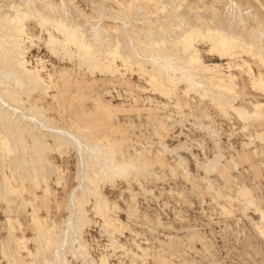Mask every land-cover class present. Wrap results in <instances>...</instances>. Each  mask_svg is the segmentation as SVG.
<instances>
[{
	"label": "rangeland",
	"instance_id": "rangeland-1",
	"mask_svg": "<svg viewBox=\"0 0 264 264\" xmlns=\"http://www.w3.org/2000/svg\"><path fill=\"white\" fill-rule=\"evenodd\" d=\"M172 1H0V67H4L0 69L1 78L11 64L5 50L12 43L5 31L9 25L4 22L3 13L11 10L8 5L12 2L23 7L33 4L36 10L40 7L39 11H45L42 14L54 18H59L61 12V17L71 13L89 43L99 50L98 60L93 55L82 56L72 44L50 43L48 30H53L50 25L53 21L42 24L43 15L36 14L25 21L29 37L23 38L22 45L27 51L23 55L25 67L39 75L48 90L28 91L27 97L28 88L20 86L19 90L26 91L18 90L24 101L22 114L7 98L0 106L1 124H6V130L14 131L16 137L14 152L0 159V190L4 176L13 187H9L7 197L2 196L5 199L0 197V264L15 263L13 256L8 258L4 254L6 250L13 255L14 244L19 251L18 264H264V106L259 114L253 115V104L264 103V87L255 85L260 76L264 79V0ZM65 4L73 9L68 10ZM11 12L14 14L13 9ZM195 24L202 29L230 27L229 32L233 30L232 34L240 36L235 41L238 48L225 56L212 53L208 40L198 38L194 45L205 66L219 65L222 73L233 79L235 90L225 96L234 106L246 108L251 116L241 118L235 111L223 110L216 101L221 94L217 87H205L208 91L201 88L209 73L191 69L201 78L193 79L185 74L188 67L180 68L186 59L180 53V45L176 46L171 38ZM52 32L63 39L57 31ZM151 39L159 40L164 47L159 44L150 50ZM115 43L121 57L116 53L105 66L102 62L107 58L105 51L114 49ZM169 46L178 54L169 52ZM156 49L159 54L153 52ZM228 54L235 55L228 57ZM169 67L175 70L173 76L184 77L179 79L182 82L175 83V88L166 80V88L156 86L151 75L165 72L166 77ZM25 76L28 74L24 73ZM1 78L0 86L4 87L10 77ZM186 80L188 84L184 83ZM193 83L200 87L191 86ZM213 97L214 101L210 99ZM42 133L44 143L49 144L46 150L36 143L39 136L42 139ZM58 133L68 134L65 138L71 139L72 146L68 140L65 144L57 142ZM97 142H102L105 148L108 144L114 146L119 152L114 154L118 163L135 165L128 170L126 164L122 165L121 177L129 173L127 180L118 177L114 183L99 182L101 169L93 164L97 165L101 159L102 167L109 166L102 155L94 153L93 149L100 146ZM81 144L84 148L78 147ZM34 145L40 147L33 148ZM37 154L44 162L37 160L40 157ZM141 162L149 168H143ZM84 167L95 180L92 172L100 171L98 183L89 181ZM79 173H83L81 178ZM33 176L40 181L39 178L31 181ZM102 196L107 198L109 208L98 214L95 205L104 201ZM80 198L85 201L79 202ZM80 206L84 209H79ZM77 207L85 214L76 211ZM79 217H83L82 222ZM113 219L122 224H114ZM71 220L79 222L78 225Z\"/></svg>",
	"mask_w": 264,
	"mask_h": 264
},
{
	"label": "bare ground",
	"instance_id": "bare-ground-1",
	"mask_svg": "<svg viewBox=\"0 0 264 264\" xmlns=\"http://www.w3.org/2000/svg\"><path fill=\"white\" fill-rule=\"evenodd\" d=\"M1 1V0H0ZM36 1V0H35ZM160 1V0H159ZM166 2V1H165ZM169 2V1H168ZM168 2H167V4H168ZM170 2H171V0H170ZM173 2V1H172ZM174 2H175V0H174ZM173 2V3H174ZM177 2V1H176ZM175 2V3H176ZM186 2V1H185ZM35 3V2H34ZM41 3V2H40ZM44 3V2H43ZM157 3V2H156ZM172 3V4H173ZM181 3V2H180ZM179 3V4H180ZM24 4H27V3H24ZM63 4V3H62ZM73 4V3H72ZM142 4V3H141ZM5 5V4H4ZM38 5V4H37ZM36 5V6H37ZM160 5V4H159ZM158 5V6H159ZM24 6H26V5H24ZM34 5L32 4V5H29V4H27V6L26 7H23V5L22 4H18L17 5V3H10L9 5H8V7H9V9H13V13L14 14H12V12H11V14L9 13V12H7L6 14H4L3 13V19H4V22L5 23H7L8 25H9V28H7V29H9L8 31L5 29V31H6V34L8 35L7 37H8V39L11 41V43L9 42V44H11V45H8V46H11V47H9V49H6L5 51V53H7L8 54V56L10 57L9 59L10 60H6L7 62H11V64H10V62H9V66L11 67V70H10V67H8V65H7V67L9 68V71H11L10 72V74L8 73L9 71H8V68H7V71L8 72H5L6 71V69L3 71V72H5V73H8L9 75L8 76H4L5 75V73L3 74V76H2V78L1 79H3L4 77H10V80L8 79V83L6 82V84H4V87L3 86H0L1 88H0V106L1 105H3V102H2V100H5L6 101V98H7V100L9 99L10 100V102L12 103V105H13V107H15L16 106V109H18L19 110V112H18V110H16L15 108V110L18 112V113H20V114H22L23 112H22V109H21V107L22 106H24V101L20 98V96H19V94L20 95H22L21 93H23V91L24 92H30V91H36V90H42V89H45L46 88V86H45V82L42 80V78L39 76V75H35V74H33V73H31L30 71H28V69L25 67V61H24V59H25V56L23 57V55L25 54L24 53V51H26V50H23L22 49V45H23V43H24V40H23V38L24 37H28V33H27V31H26V24H25V21H26V19L27 18H29V17H31V16H33V15H36V14H39L40 16H42V24H46V22L48 21V22H50V21H55L56 23H57V26H53V25H56V23H53V22H51V24L50 25H52V29L53 30H55V31H57V33L58 34H60L62 37H63V39L62 40H60L59 38H57L54 34H53V30H48V34H50L49 36V38H50V43L52 42V43H54L55 41H59V42H64L65 44L67 43H69V44H72V45H74L75 46V49H76V51H78V53H81L82 52V56H86V57H90V56H96L97 57V59H98V51H96V49L94 48V44H90L89 43V41L87 40V38H86V36H85V33L83 32V28H81L80 26H81V24H80V26H79V24H77V22H78V20H77V22H75L74 20L75 19H73L74 17H70V14L71 13H69V11H67L68 13H69V15L68 14H66V12H65V14L67 15V16H64V17H61L62 16V10H60V12H61V16L58 18V17H56V18H54V17H52V16H50L48 13H44V14H42V12H45L44 10L42 11H39V8L40 7H38L37 8V10L33 7ZM62 6V5H61ZM65 6L67 7V4H65ZM64 5L62 6V7H65ZM146 6V5H145ZM168 6V5H167ZM171 6V5H170ZM174 6V5H173ZM1 7V6H0ZM32 7L35 9H32ZM44 7V6H43ZM143 7V6H142ZM154 7V6H153ZM161 7V9H164L165 7H163V6H160ZM178 7V6H177ZM5 8V7H4ZM68 8V7H67ZM41 9V8H40ZM70 9H73V8H70ZM69 8H68V10H70ZM8 10V9H7ZM4 11V10H3ZM63 11H65L64 9H63ZM75 11V10H74ZM77 11V10H76ZM167 11V10H166ZM41 12V13H40ZM73 12V11H72ZM164 12V11H163ZM177 12H179V11H177ZM176 12V13H177ZM74 13V12H73ZM72 13V14H73ZM64 14V13H63ZM64 14V15H65ZM157 14V13H156ZM165 14H166V12H165ZM0 16H2V14L0 15ZM74 16H75V13H74ZM173 16V15H172ZM36 17V16H35ZM76 19H77V16H76ZM78 19H79V17H78ZM179 19V18H178ZM184 20V19H183ZM173 22V21H172ZM53 23V24H52ZM80 23V22H79ZM166 23V22H165ZM83 25V24H82ZM162 26V25H161ZM160 26V27H161ZM164 26V25H163ZM162 26V27H163ZM180 26V25H179ZM186 26V25H185ZM192 26V25H191ZM43 27V26H42ZM165 27V26H164ZM163 27V28H164ZM172 27V26H171ZM211 27V26H210ZM210 27H208L207 26V28L205 27V29H202L201 28V26L199 27V25L197 26L196 24L195 25H193L190 29L188 28V31H186V32H181L180 34H176V36H172V38H171V41L172 40H175L176 42V46L178 45H180L179 47H181L180 49H181V55L183 56V57H185V59H186V61H184V62H182L184 65L182 66V67H180L181 69H186L187 67L189 68L188 70H185V74L186 75H191L192 77H193V79H197V78H199L197 75V73H196V71L198 70H200V71H202V73H209V75H208V79L206 80V83L204 84V85H202V87L201 88H205V87H217L219 90H220V92H221V94H219L218 95V97H216L215 99H216V101L218 102V104L220 105V106H222L221 108L223 109V110H227V109H229V110H232V111H235V113H237L239 116H241V118H243V117H246V116H248V115H250V113L248 112V110L246 109V108H244V107H236V106H234L233 104H232V102L231 101H229V98H227L226 96H225V93H228L229 95L232 93V92H234V90H235V85H234V83H233V79L231 78V77H229L227 74L226 75H224L223 73H222V71L220 70V66L219 65H214V66H205L203 63H202V61H201V58H200V55H199V50H197L196 49V46L194 45L195 43H197L196 41L198 40V38H202L203 40L205 39V40H208V41H210L211 42V44H212V49H210V50H212L213 52L212 53H214V52H218V53H220V55H223L224 54V56H225V54L226 53H230V52H228V51H230L231 49L233 50V48L235 47H237L238 48V46H235V41H236V38H239L238 36H236L235 34H232L233 33V30H232V32H229L228 30H229V28L228 27H215L214 26V28H210ZM5 28V27H4ZM4 28H2V29H4ZM216 28V29H215ZM1 29V30H2ZM81 30H82V32L83 33H81ZM4 31V32H5ZM173 31V30H172ZM178 31V30H177ZM231 31V30H230ZM236 32H237V30H236ZM235 32V30H234V33H236ZM5 34V35H6ZM236 34H238V32L236 33ZM243 35V34H242ZM55 36V37H54ZM149 36V35H148ZM29 38V37H28ZM150 38H151V36H150ZM153 39H151V41H152ZM241 40V39H240ZM200 41V40H199ZM237 41H238V39H237ZM150 42V41H149ZM203 42V41H202ZM207 42V41H206ZM245 42H247V41H245ZM180 43V44H179ZM199 43V42H198ZM238 43V42H237ZM59 44V43H58ZM57 44V45H58ZM160 44V42H159V40H157V39H154L153 40V42H151V46L152 47H150V48H152V49H150V50H153L154 49V46L156 47V48H158L157 46ZM169 44V43H168ZM168 44H167V46H168ZM171 44V43H170ZM247 44V43H246ZM110 45V44H109ZM112 45V44H111ZM149 45H150V43H149ZM148 45V46H149ZM164 44L162 43V46H161V44H160V47L161 48H163L164 46H163ZM173 47H174V45H173V42H172V44H171ZM170 45V46H171ZM115 48L113 49H109V48H106V49H109V50H107V51H105V53H106V55H107V60L105 61L104 59V61H102V60H100V61H102L104 64H105V62H106V64L108 65L109 63H111L112 62V59L114 58V57H116L115 55H116V53L118 52V50H119V48H118V46L119 45H116V43H115V45H113ZM169 46V47H170ZM241 46V45H240ZM239 46V47H240ZM255 46V45H254ZM110 47V46H109ZM112 47V46H111ZM172 47V48H173ZM247 47H248V45H247ZM249 47H250V43H249ZM252 47V46H251ZM2 48V47H1ZM74 48V47H73ZM166 48V47H165ZM164 48V50L165 51H168V50H166V49H168V48H166L165 49ZM171 48V47H170ZM171 48V50L169 51V52H172L174 49H172ZM243 48V47H242ZM258 48V47H257ZM179 49V50H180ZM244 49V48H243ZM250 49V48H249ZM158 49H156V51L154 50L153 52H155V53H157V54H159V52L157 51ZM163 50V49H162ZM209 50V51H210ZM242 50V49H241ZM2 51V50H1ZM234 51V50H233ZM249 51V50H248ZM251 51V50H250ZM249 51V52H250ZM253 51H254V49H253ZM253 51H251L250 53H252ZM262 51V50H261ZM27 52V51H26ZM178 52V51H177ZM176 52V53H177ZM232 52V51H231ZM243 52H245V51H243ZM124 53V52H123ZM173 53L174 54H176L174 51H173ZM179 53V54H180ZM209 53H211V51L209 52ZM4 54V53H3ZM84 54V55H83ZM118 54V56H120L119 54H121L120 52L119 53H117ZM128 54V53H127ZM178 54V53H177ZM176 54V55H177ZM256 53L254 52V55H255ZM258 54V53H257ZM259 54H260V52H259ZM262 54V53H261ZM80 55V56H81ZM100 55H102V54H100ZM123 55V54H122ZM230 55H232V54H228V57L230 56ZM233 55H235V54H233ZM232 55V56H233ZM252 55V54H251ZM254 55H253V57H254ZM3 56H5V55H3ZM81 56V57H82ZM182 56H181V58H182ZM259 56V55H258ZM95 57V58H96ZM101 57V56H100ZM99 57V58H100ZM121 57V56H120ZM180 57V56H179ZM257 57V56H256ZM259 57H261V56H259ZM264 57V56H263ZM6 58V57H5ZM8 58V57H7ZM85 58V57H84ZM91 58V57H90ZM123 58V57H122ZM122 58H120V60H122ZM221 58V57H220ZM222 58H223V56H222ZM232 58H234V57H232ZM126 59V58H125ZM133 59V58H132ZM177 59V58H176ZM84 60H86V59H84ZM99 60V59H98ZM115 60H116V58H115ZM127 60V59H126ZM134 60V59H133ZM137 60V59H136ZM135 60V61H136ZM128 61V60H127ZM183 61V60H182ZM4 62V61H3ZM129 62V61H128ZM132 62V60L130 61V63ZM124 63V62H123ZM133 63V62H132ZM6 64V63H5ZM4 64V65H5ZM88 64V63H87ZM106 64H105V66H106ZM114 64V63H113ZM135 64V63H134ZM143 64V63H142ZM98 65V64H97ZM96 65V66H97ZM144 65H146V64H144ZM179 65V64H178ZM6 66V65H5ZM93 66V65H92ZM101 66V65H100ZM116 66V65H115ZM136 66V65H135ZM164 66V65H163ZM175 66V65H174ZM177 66V65H176ZM2 68H4L3 66H1ZM0 67V69H2ZM98 67V66H97ZM104 67V66H103ZM111 67V66H110ZM109 67V68H110ZM139 67V66H138ZM147 67V66H146ZM166 67V66H165ZM246 67V66H245ZM105 68V67H104ZM144 68V67H143ZM170 68V67H169ZM240 68H242V67H240ZM148 69V68H147ZM170 69H172V68H170ZM168 70V71H166V77L164 76V73L162 74V73H159V72H157V74L156 73H152L153 75H151L152 76V80H153V82H154V84L157 86V85H159V87H165L166 88V86H165V81L164 80H166V82L167 83H172L173 84V86H171L172 88L174 87L175 88V86H174V84L175 85H177V82L178 81H180L179 79L181 78V79H183L184 77H182V76H180V78L179 77H175V75L173 76V72H175V70ZM175 69V68H174ZM191 69H193V70H196V71H191ZM249 69V68H248ZM250 69H251V67H250ZM106 70V69H105ZM107 70H108V68H107ZM159 70V69H158ZM177 70V69H176ZM149 71V70H148ZM146 72V71H145ZM252 72V71H251ZM1 73V72H0ZM28 74V77H26L25 76V78L23 77V74ZM206 73V74H207ZM253 73V72H252ZM95 74V73H94ZM143 74V73H142ZM248 74V73H247ZM255 74V73H254ZM146 75V74H145ZM165 78H164V77ZM250 76V75H249ZM252 76V75H251ZM148 77H150V75L148 76ZM254 77V76H253ZM234 78V77H233ZM250 79V78H249ZM3 80H6L5 78L3 79ZM188 80V79H187ZM187 80L184 82V83H187ZM199 80H201V78H199ZM1 81V80H0ZM189 81V80H188ZM4 83H5V81H3ZM180 82H182V80L180 81ZM179 82V83H180ZM189 82H191V81H189ZM193 82V81H192ZM191 82V83H192ZM254 82V81H253ZM178 83V84H179ZM1 84H2V81H1ZM170 84H167V85H169L170 86ZM171 84V85H172ZM188 84V83H187ZM257 84H262L263 85V87H264V79H263V77L262 76H260L258 79H257V81H256V83H255V85H257ZM136 85V84H135ZM252 85V84H251ZM20 86H26V88H28L26 91L25 90H22V89H20L21 90V93L19 92L20 90H19V88H20ZM191 86H195V83H193ZM197 86H199V85H196L195 87H197ZM187 87H189L188 89L190 90V86L188 85ZM200 87V86H199ZM260 87V86H259ZM258 86H257V88H259ZM22 88V87H21ZM26 88H24V89H26ZM170 88V87H169ZM201 88H200V90H201ZM255 88H256V86H255ZM187 89V90H188ZM197 89H198V87H197ZM196 89V90H197ZM209 89V88H208ZM215 89V88H214ZM218 89H216V90H218ZM262 89V88H261ZM19 90V91H18ZM46 90H48L47 88H46ZM159 90V89H158ZM195 90V88H194V91H196ZM207 89L205 88V91H206ZM211 90V89H210ZM213 90V89H212ZM116 91V90H115ZM148 91V90H147ZM162 91V90H161ZM161 91H159V92H161ZM175 91V90H174ZM208 91V90H207ZM29 92H28V96L27 97H29L30 95H29ZM200 92V91H199ZM47 93V92H46ZM162 93V92H161ZM164 93H165V91H164ZM192 93H195V92H192ZM202 93V92H201ZM208 93V92H207ZM211 92H209L208 93V96H210L211 94H210ZM128 94V93H127ZM214 94V93H213ZM224 94V95H223ZM24 95H26V94H24ZM168 95V94H167ZM203 95V94H202ZM172 96V95H171ZM204 96V95H203ZM214 96H215V94H214ZM217 96V95H216ZM22 97V96H21ZM168 97V96H167ZM204 97H206V96H204ZM23 98V97H22ZM207 98V97H206ZM209 98V97H208ZM28 99V98H27ZM211 100H213L214 101V97L213 98H210ZM8 100V101H9ZM147 101V100H146ZM27 102H29V100L27 101ZM216 102V103H217ZM254 102V101H253ZM97 103V102H96ZM214 103V102H213ZM26 104V103H25ZM8 105V104H7ZM34 105L35 106H37L35 103H34ZM157 105V104H156ZM217 105V104H216ZM218 105V106H219ZM264 106V103L262 104V103H255V104H253V107H254V109H255V112H254V114L253 115H257V114H259V112L261 111V108ZM9 107H10V105H9ZM163 107V106H162ZM23 108V107H22ZM167 108V107H166ZM14 109H13V111H14ZM222 110L220 109V112H221ZM15 112V111H14ZM107 112H109V111H107ZM219 112V111H218ZM16 113V112H15ZM5 115H8L7 113H6V111H5ZM252 115V116H253ZM251 116V115H250ZM0 121H1V116H0ZM48 123V122H47ZM50 123V122H49ZM48 123V124H49ZM6 125V124H5ZM5 125L3 126V124H1V122H0V159H1V157L3 156L4 157V155L6 154V156L7 155H9V153L10 152H14V145H13V142L14 141H16V137H15V134H14V131H10V130H6V128H5ZM39 125H41V123H39ZM53 125V124H52ZM122 125V124H121ZM44 127V126H43ZM77 128H78V126H77ZM46 130V129H45ZM44 130V131H45ZM60 130H62V129H60ZM82 130V129H81ZM8 131L10 132V134L8 133ZM47 131V130H46ZM63 131V130H62ZM61 131V132H62ZM12 132V133H11ZM50 132V131H49ZM57 132V131H56ZM64 132V131H63ZM81 132V131H80ZM90 132H92V131H89V133ZM15 133L17 134V131H15ZM64 133H66V132H64ZM63 133V134H64ZM86 133V132H85ZM11 134H13V139H12V135ZM23 133H21V135H22ZM54 134H56V133H54ZM80 134H82V133H80ZM21 135H19V137L21 136ZM50 135H51V133H50ZM57 135H59V136H55L56 138H57V142H59L60 144H62L63 142H64V144H65V142L68 140L67 138H65L66 137V135H68V134H66L65 136L64 135H62L61 136V134L60 133H58ZM71 135V134H70ZM69 135V136H70ZM88 135V134H87ZM91 135V134H90ZM157 135V134H156ZM26 135H23V136H21V137H25ZM46 137H47V135H46ZM50 137V136H49ZM73 138H74V136H72ZM45 138V135L42 133V139L40 138V136L36 139V143L38 144V145H40L41 147H43V149L44 150H46L45 148H48V146H49V144L46 142V144L44 143L45 142V140H43ZM52 138H53V136H52ZM71 138V137H70ZM17 139H18V137H17ZM21 138H19V140H20ZM47 139H50V138H47ZM76 139H78V138H76ZM19 140H17V142L19 141ZM22 140V139H21ZM23 140H24V138H23ZM22 140V141H23ZM71 139H69L68 140V142L70 141ZM73 141H74V139H72ZM25 141V140H24ZM54 141V140H53ZM76 141V140H75ZM16 142V143H17ZM21 142V141H20ZM26 142H28V141H26ZM67 142V143H68ZM134 142V141H133ZM23 143V142H22ZM21 143V145H23ZM55 143V142H54ZM97 143H99V142H97ZM100 143H102V142H100ZM98 144V145H100V146H98V145H96V146H98L97 148H94L95 147V145H94V149H93V151H94V153H96V154H100V155H102V157H104V161L107 163V166H109V168L108 167H102L103 165L101 164V163H99V162H101V159L100 158H102V157H99L98 159H100V161H97L96 163H97V165H95V164H93L95 167L97 166L98 167V165L101 167H99V170L101 169V172L100 171H96V170H94L95 172L93 173L92 172V174H95L96 176L95 177H97V180H95L96 178H93V177H89V174L87 175V171H88V169H87V171H85V169L86 168H89V165H87V166H85L84 167V171H85V176L87 175L88 176V178H89V181L90 182H92V184L94 183V182H96L97 181V183H98V179H99V176H97V173H101V176H102V179H101V181H99V182H104V183H106V181H109V183L111 182V183H114V181H116L115 179H117L118 177L119 178H125L126 180L129 178V173L128 174H124V176L123 177H121L122 176V172L123 171H121V168H122V165H127V163H118L117 162V160L115 159L116 157H115V155H117V153H116V149H114L113 147L114 146H110L109 144H108V148L106 147L105 148V146L103 145V144ZM160 143V142H159ZM47 144H48V146H47ZM57 144V143H56ZM59 144V145H60ZM69 145H71L70 144V142L68 143ZM67 144V145H68ZM77 144V143H76ZM94 144H95V142H94ZM161 144V143H160ZM163 144V143H162ZM58 145V144H57ZM68 145V146H69ZM77 145H79V144H77ZM37 146V145H36ZM35 145H34V147L33 148H35L36 147ZM40 146H37V147H40ZM45 146V147H44ZM72 146V145H71ZM165 146V145H164ZM164 146L162 145V147L164 148ZM23 147V146H22ZM58 147V146H57ZM78 147H82V148H84L83 147V144H81V146H78ZM88 147V146H87ZM86 147V148H87ZM151 147V146H150ZM32 148V147H31ZM166 148V147H165ZM164 148V149H165ZM37 150H39L38 148H36ZM35 149V150H36ZM42 149V150H43ZM50 149V148H49ZM54 150H55V148H53ZM76 149H79V148H76ZM114 149V150H113ZM23 150V149H22ZM31 150V149H30ZM48 150V149H47ZM51 150V149H50ZM65 150V149H64ZM171 151V150H173V149H168V151ZM32 151V150H31ZM81 151V150H80ZM80 151H78V153L80 152ZM83 151V150H82ZM18 152V151H17ZM25 152V151H24ZM36 152V151H35ZM39 152H41L40 150H39ZM39 152H37V153H39ZM45 152V151H44ZM43 152V153H44ZM49 152H52V151H48V154H49ZM118 152V151H117ZM8 153V154H7ZM15 153H16V150H15ZM14 153V154H15ZM42 153V152H41ZM77 153V154H78ZM110 153H112L111 155H109ZM116 153V154H115ZM119 153V152H118ZM3 154V155H2ZM48 154L46 153V155L48 156ZM79 154H81V152L79 153ZM88 154V153H87ZM115 154V155H114ZM24 155V154H23ZM40 155V154H39ZM39 155L37 154V156L39 157ZM45 156V155H44ZM43 156V157H44ZM91 156V155H90ZM32 157V156H31ZM49 157V156H48ZM82 158H85V157H83V156H81ZM89 157V156H88ZM94 157V156H93ZM115 157V158H114ZM9 158V157H8ZM12 158V157H11ZM45 158V157H44ZM87 158V157H86ZM92 158V157H91ZM19 159V158H18ZM32 159V158H31ZM40 160V161H42V162H44L43 160H41V155H40V157L39 158H37V160ZM43 159V158H42ZM79 159H81V158H79ZM89 159V158H88ZM122 159V158H121ZM120 159V160H121ZM130 159V158H129ZM222 159V158H221ZM36 160V161H37ZM47 161H48V159H46ZM102 160H103V158H102ZM124 160V159H123ZM131 160V159H130ZM12 161V160H11ZM16 161V160H15ZM19 161V160H18ZM17 161V162H18ZM33 161H34V159H33ZM35 161V162H36ZM81 161V160H80ZM79 161V162H80ZM82 161H83V159H82ZM129 161V160H128ZM10 162V161H9ZM53 162V161H52ZM85 162H86V160H85ZM88 162H89V160H88ZM87 162V163H88ZM122 162V161H121ZM136 162H138V161H136ZM135 161H134V163H136ZM14 163V162H13ZM19 163V162H18ZM29 163V162H28ZM33 163V162H32ZM38 163V162H37ZM37 163H34V166L36 167L37 166ZM132 163V162H131ZM128 164L127 166H125L126 167V170H128L129 168H130V165H134V164ZM3 164V163H2ZM16 164V163H15ZM20 164H22V163H20ZM36 164V165H35ZM39 164V163H38ZM49 164V163H48ZM54 164V163H53ZM52 164V165H53ZM81 164H82V162H81ZM138 164V163H137ZM1 165V164H0ZM18 165V164H17ZM16 165V166H17ZM26 165V164H25ZM32 165V164H31ZM40 165H41V163H40ZM45 165V164H44ZM51 165V164H50ZM141 165H142V167L144 168V167H148L149 168V165L147 164V163H145V162H141ZM12 166V165H11ZM19 166V165H18ZM23 166V165H22ZM135 166V165H134ZM14 167V166H13ZM42 167V166H41ZM40 167V168H41ZM53 168L54 169V167L53 166H50V168ZM83 166H81V168H82ZM91 167V166H90ZM93 167V166H92ZM96 167V168H97ZM16 168V167H15ZM23 168V167H22ZM26 168V167H25ZM24 168V169H25ZM28 168H30V167H28ZM34 168V167H33ZM37 168H38V166H37ZM45 168H46V166H45ZM44 168V169H45ZM81 168H79V169H81ZM134 168H136V167H134ZM141 168V167H140ZM139 168V169H140ZM187 168V167H186ZM16 169H18V168H16ZM30 169H32V168H30ZM36 169V168H35ZM49 169V168H48ZM57 169V168H56ZM55 169V170H56ZM142 169V168H141ZM26 170V169H25ZM78 170V169H77ZM98 170V169H97ZM16 171V170H15ZM22 171V170H21ZM24 171V170H23ZM22 171V172H23ZM39 171H42V170H39ZM38 171V172H39ZM54 171V170H53ZM58 171V170H57ZM84 171H82L83 173H84ZM92 171H93V169H92ZM146 171H147V169H146ZM36 172V171H35ZM47 172H48V170H47ZM50 172V171H49ZM55 172V171H54ZM79 172H81V170L79 171ZM87 172V173H86ZM24 173V172H23ZM22 173V174H23ZM32 172H31V170H30V174H31ZM34 173V172H33ZM37 173V172H36ZM64 173V172H63ZM82 173V174H83ZM91 173V172H90ZM100 173L98 174V175H100ZM143 173V172H142ZM157 173V172H156ZM21 174V175H22ZM27 174V173H26ZM47 174V173H46ZM49 174H51V173H49ZM49 174H48V177H49ZM52 174H53V172H52ZM51 174V175H52ZM82 174H78L79 176H80V178L82 177ZM137 174V173H136ZM135 174V175H136ZM33 175V174H32ZM55 175V174H54ZM77 175V174H76ZM132 175V174H131ZM134 175V176H135ZM30 176V175H29ZM56 176V175H55ZM84 175H83V177H85ZM90 176H91V174H90ZM159 176V175H158ZM37 178H39V177H37ZM37 178H34V176H33V179H30L31 181L32 180H34L35 182H36V180L35 179H37ZM45 178V177H44ZM79 178V177H78ZM3 179V181H2V184H3V188L0 190V197H2L3 195L4 196H6L7 195V193L6 192H8V190L9 189H11V188H13L12 186H11V184L9 185V183H10V179L9 178H6L5 176H4V178H2ZM9 179V180H8ZM48 179V178H47ZM49 179H50V177H49ZM28 180V179H27ZM81 180V179H80ZM83 180H84V178H82V182H83ZM85 180H87V178L85 179ZM118 180V179H117ZM29 181V180H28ZM39 181H40V178H39ZM45 181V180H44ZM49 181V180H48ZM88 181V180H87ZM1 182V181H0ZM116 183V182H115ZM100 184V183H99ZM9 185V186H8ZM23 185V184H22ZM38 185V184H37ZM48 185V184H47ZM46 185V186H47ZM94 185H95V183H94ZM104 185V184H103ZM11 186V188H9ZM98 186H100V185H98ZM81 187V186H80ZM46 188V187H45ZM84 188V187H83ZM100 188H101V186H100ZM99 188V189H100ZM15 189V188H14ZM13 189V190H14ZM77 189V188H76ZM97 190H98V188H97ZM145 190V189H144ZM143 190V191H144ZM3 191V192H2ZM46 191V190H45ZM44 191V192H45ZM48 191H50V190H48ZM77 191V190H76ZM75 191V192H76ZM14 192V191H13ZM82 192V191H81ZM45 193H47V192H45ZM72 193H74V192H72ZM6 194V195H5ZM21 195V194H20ZM248 195V194H247ZM9 196V195H8ZM22 196V195H21ZM82 196V195H81ZM85 197H86V194L84 195ZM84 196H83V198H84ZM7 197V196H6ZM11 197V196H10ZM232 197V196H231ZM3 198V197H2ZM75 198H76V196H75ZM82 198V197H81ZM80 198V199H81ZM89 198V197H88ZM102 198H103V200L104 201H102V202H97V204L95 205L96 207V210H97V212H98V214H100V213H102V212H104V211H108L107 210V207L109 208V205L107 206V203H108V201H106V199L102 196ZM3 199H5V198H3ZM71 200V199H70ZM76 200V199H75ZM79 200V199H78ZM78 200L77 201H75V202H78ZM82 201V199L79 201V202H81ZM85 200H83L82 202H84ZM1 202V201H0ZM10 203V202H9ZM79 204V203H78ZM77 204V205H78ZM255 204V203H254ZM80 205H81V203H80ZM82 205H83V203H82ZM220 205V204H219ZM7 206H9V205H7ZM79 206V205H78ZM116 206V205H115ZM114 207V206H113ZM118 207V206H117ZM221 207V206H220ZM81 208V206L79 207V209ZM79 209H78V207H77V209H76V211L78 210V212H81V210L79 211ZM81 209H84L83 208V206H82V208ZM84 211V210H83ZM81 212V213H84L85 214V212ZM137 211V210H136ZM215 211V210H214ZM11 212V211H10ZM78 212H76L78 215H79V213ZM80 213V214H81ZM80 216H82V215H80ZM264 216V215H263ZM72 219V218H71ZM8 221V220H7ZM72 221V220H71ZM78 221L79 222H82L83 221V217L82 218H80L79 217V219H78ZM113 222H114V224L117 222V223H120V221L117 219V220H112ZM72 222H74V221H72ZM75 222H77V221H75ZM74 222V224H76ZM78 222V223H79ZM53 223V222H52ZM78 223L76 224V225H78ZM11 224V222H8V225H10ZM71 224H73V223H70V225ZM120 224H122V223H120ZM21 225V224H20ZM19 225V226H20ZM11 226H12V224H11ZM72 226V225H71ZM122 226V225H121ZM14 227V226H13ZM12 227V228H13ZM72 227H74V225L72 226ZM9 228H10V226H9ZM15 228V227H14ZM82 228V227H81ZM9 230V229H8ZM15 230L16 229H13V231L15 232ZM264 230V229H263ZM38 231V230H37ZM198 232V231H197ZM40 234V233H39ZM7 238V237H6ZM11 238V237H10ZM202 238V237H201ZM9 239V238H8ZM8 239H6V240H8ZM18 239V238H17ZM12 240V239H11ZM21 240H23V239H21ZM48 240V239H47ZM7 242V241H6ZM11 242H13V241H11ZM23 242V241H22ZM24 242H25V240H24ZM41 242V241H40ZM45 242V241H44ZM7 243H9V242H7ZM48 243V242H47ZM20 244V243H19ZM23 245V244H22ZM4 246V245H3ZM25 246V245H24ZM11 247V246H10ZM14 247L16 248V252H14L13 253V255L11 254H8L7 252H6V250H5V252H4V250H3V252H4V254L8 257V258H12V256H13V258H14V261H15V263H13V264H18V263H16L17 261H18V254H19V251L17 250V244H14ZM123 247V246H122ZM208 247H209V245H208ZM50 248V247H49ZM139 248V247H138ZM43 249V248H42ZM141 249V248H140ZM143 249V248H142ZM142 249H141V251H142ZM145 250V249H144ZM42 251V250H41ZM208 251V250H207ZM47 252V251H46ZM85 252V251H84ZM143 252V251H142ZM145 252H147V251H145ZM3 254V255H4ZM133 254H135V253H133ZM137 254V253H136ZM46 255V254H45ZM161 255V254H160ZM85 256V255H84ZM135 256V255H134ZM137 256V255H136ZM163 256V255H162ZM164 258V257H163ZM162 258V259H163ZM89 259V258H88ZM9 260V259H8ZM165 260V259H164ZM89 261H90V259H89ZM24 262V261H23ZM164 262V261H163ZM51 263V262H50ZM10 264V263H9ZM32 264H34V263H32Z\"/></svg>",
	"mask_w": 264,
	"mask_h": 264
}]
</instances>
